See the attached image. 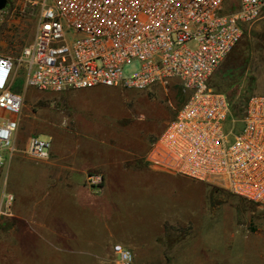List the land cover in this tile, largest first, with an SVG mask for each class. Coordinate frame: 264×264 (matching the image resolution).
<instances>
[{
	"label": "built area",
	"instance_id": "1",
	"mask_svg": "<svg viewBox=\"0 0 264 264\" xmlns=\"http://www.w3.org/2000/svg\"><path fill=\"white\" fill-rule=\"evenodd\" d=\"M42 0L34 40L16 58L0 54V174L13 154L23 95L13 89L20 68L26 87L123 86L148 90L178 79L186 100L151 143L147 159L264 206V95L254 94L241 114L210 84L220 62L260 19L264 0ZM10 10L0 9V29ZM14 12V8L11 13ZM138 68L125 75V66ZM51 140L33 136L29 154L45 158ZM99 192L105 177L87 176ZM15 196L4 192L0 217L11 216ZM118 264L133 251L113 245Z\"/></svg>",
	"mask_w": 264,
	"mask_h": 264
},
{
	"label": "crops",
	"instance_id": "2",
	"mask_svg": "<svg viewBox=\"0 0 264 264\" xmlns=\"http://www.w3.org/2000/svg\"><path fill=\"white\" fill-rule=\"evenodd\" d=\"M259 27L246 24L245 34H256ZM98 88L108 86L79 90ZM13 89L22 93L23 108L13 135L16 151L4 152L0 174V198L6 191L15 196L12 215L6 216L13 222L10 231L32 238L53 232L65 246L73 240H113L140 257L146 240L157 236L159 192L166 194L182 179L147 159L172 114L156 126L123 114L108 118L95 99L78 95V88L39 91L24 84L17 90L15 83ZM40 134L52 143L45 158L28 152L31 138ZM90 172L105 177L99 192L88 184Z\"/></svg>",
	"mask_w": 264,
	"mask_h": 264
},
{
	"label": "rangeland",
	"instance_id": "3",
	"mask_svg": "<svg viewBox=\"0 0 264 264\" xmlns=\"http://www.w3.org/2000/svg\"><path fill=\"white\" fill-rule=\"evenodd\" d=\"M41 1H8L0 54L16 58L34 40ZM256 23L260 24L256 34L244 30L210 77L212 85L230 94L239 109L250 96L264 95V12ZM137 68V62L129 63L124 73ZM23 70L15 79L17 90L24 85ZM76 90L95 99L108 118L123 114L156 126L164 124L167 115L172 114L169 121L174 119L186 98L175 78L148 90L123 86ZM174 175L182 179L171 191L158 195L157 236L146 240L133 264H264V206L203 181ZM11 225L9 217H0V264H118L113 240H73L65 246L53 232L32 238L19 229L11 232Z\"/></svg>",
	"mask_w": 264,
	"mask_h": 264
},
{
	"label": "trees",
	"instance_id": "4",
	"mask_svg": "<svg viewBox=\"0 0 264 264\" xmlns=\"http://www.w3.org/2000/svg\"><path fill=\"white\" fill-rule=\"evenodd\" d=\"M210 84L212 85L211 81H210ZM212 86H213L216 90L222 91V92H224V93L227 94L228 99L230 100V102H231V104H232V106H233L234 113H236V114H241V113L243 112L244 107L246 106V104L244 105V107H243L242 109H239V107L235 104V102L233 101V98H232V96H231L230 94H228L227 92L221 90L220 88L215 87L214 85H212ZM185 100H186V98H185ZM185 100H184V101H185ZM247 100H248V99H247ZM247 100H246V103H247ZM183 103H184V102H183Z\"/></svg>",
	"mask_w": 264,
	"mask_h": 264
},
{
	"label": "water",
	"instance_id": "5",
	"mask_svg": "<svg viewBox=\"0 0 264 264\" xmlns=\"http://www.w3.org/2000/svg\"><path fill=\"white\" fill-rule=\"evenodd\" d=\"M9 0H0V9H3L8 4Z\"/></svg>",
	"mask_w": 264,
	"mask_h": 264
}]
</instances>
